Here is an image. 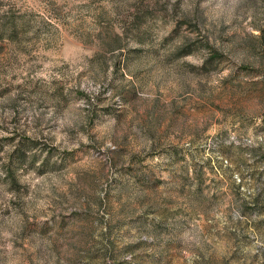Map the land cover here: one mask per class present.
<instances>
[{
  "label": "rangeland",
  "instance_id": "obj_1",
  "mask_svg": "<svg viewBox=\"0 0 264 264\" xmlns=\"http://www.w3.org/2000/svg\"><path fill=\"white\" fill-rule=\"evenodd\" d=\"M0 264H264V0H0Z\"/></svg>",
  "mask_w": 264,
  "mask_h": 264
}]
</instances>
